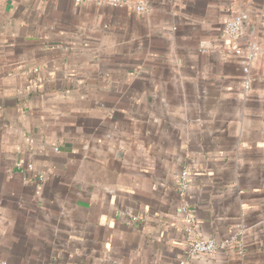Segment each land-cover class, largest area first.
Wrapping results in <instances>:
<instances>
[{
  "label": "crops",
  "instance_id": "obj_1",
  "mask_svg": "<svg viewBox=\"0 0 264 264\" xmlns=\"http://www.w3.org/2000/svg\"><path fill=\"white\" fill-rule=\"evenodd\" d=\"M127 1L0 0V264H264V0Z\"/></svg>",
  "mask_w": 264,
  "mask_h": 264
},
{
  "label": "built area",
  "instance_id": "obj_2",
  "mask_svg": "<svg viewBox=\"0 0 264 264\" xmlns=\"http://www.w3.org/2000/svg\"><path fill=\"white\" fill-rule=\"evenodd\" d=\"M77 3H82L85 1H92V0H74ZM107 2L113 5H125L128 1L127 0H106ZM137 10L140 12H144L147 10V4L143 1H139L137 4ZM249 19L248 15L241 11H235L233 16L227 21L224 27V34L225 36L232 41H236L240 36L245 22ZM259 46L257 44H252L249 46L246 52V64L243 68L245 74H247V79L245 81V90L249 91L252 86L253 78L249 76L250 74V67L252 61L257 57L259 54ZM59 148L56 147L55 150ZM189 177H190V169H184L181 173V191L186 192L189 189ZM41 178L43 176L41 175ZM183 213H184V230L188 237V243L186 246V253L190 259L198 258L202 256L214 257L217 255L219 250L226 245H229L236 241L235 237H231L223 242L217 241L213 237H205L203 236L198 228L196 216L195 214L189 210L187 206H183ZM188 262L184 261L181 264H187ZM1 264H7L6 262H1Z\"/></svg>",
  "mask_w": 264,
  "mask_h": 264
}]
</instances>
